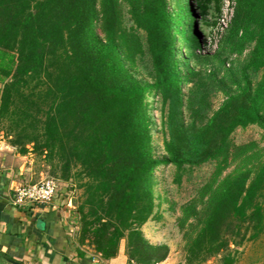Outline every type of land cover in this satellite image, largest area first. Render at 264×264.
I'll list each match as a JSON object with an SVG mask.
<instances>
[{"label": "trees", "instance_id": "trees-1", "mask_svg": "<svg viewBox=\"0 0 264 264\" xmlns=\"http://www.w3.org/2000/svg\"><path fill=\"white\" fill-rule=\"evenodd\" d=\"M233 1L216 42L224 70L203 73L189 62L199 64L212 47L189 19L190 0H172L174 14L168 0H0V131L19 154L30 146L43 156L58 180H76L75 240L101 259L116 256L121 241L129 261L166 259L168 246L150 243L141 230L161 218L152 176L164 166L179 183L213 164L199 199L177 219L183 264L217 255L234 264L230 245L264 235V147L231 137L248 125L264 130V0ZM222 4L197 3L198 21L212 32ZM180 48L188 50L184 72ZM247 49L239 63L228 62ZM149 94L159 111L160 159Z\"/></svg>", "mask_w": 264, "mask_h": 264}, {"label": "rangeland", "instance_id": "rangeland-1", "mask_svg": "<svg viewBox=\"0 0 264 264\" xmlns=\"http://www.w3.org/2000/svg\"><path fill=\"white\" fill-rule=\"evenodd\" d=\"M168 6L174 14L177 11L174 2L168 0ZM199 0H190L192 9L189 19H192L194 16V26L196 32L201 40H211L214 32L211 31L210 27L202 25L199 21V14L197 12L198 7L197 3ZM232 7L234 5L233 0H223L222 8L225 5ZM222 12V11H221ZM180 27V26H179ZM215 42L211 43L209 47H213L210 51L205 53V59L201 60L199 64H196L194 60H191L189 63L196 70L201 69L203 73H207L213 70L219 72L224 69L220 66V59L225 58V54H221L219 58H215V55L218 52V45L216 46ZM208 47V46H207ZM249 49V48H248ZM248 49L241 55H233L228 62L234 61V63H239L241 59L245 56ZM188 50L180 48V51H177V63L178 68L183 71L184 64L183 61L186 59ZM227 61V58H225ZM226 63L225 66H228L229 63ZM143 64L148 66V58L145 56ZM144 70L136 72L137 77L144 76ZM184 72V71H183ZM146 78V77H145ZM188 86L186 82L182 84V90ZM1 88V84H0ZM223 99L222 94H217L213 99V108H217L221 100ZM146 100L149 101L152 105L150 107V116H151V134H152V147L153 154L157 159H160L164 156V151L162 149V137L160 132V120H159V111L157 110V105L154 102V97L152 94L147 95ZM233 142L236 144L246 143V142H255L258 147H264V130L256 125H248L245 128H237L231 135ZM0 145L11 146L9 144V137L3 131H0ZM13 147V146H11ZM13 151L16 154H19L16 147H13ZM20 155V154H19ZM23 158V164L26 168L30 167V173L27 176V181L36 182L43 178L54 177L50 171V168L47 161L43 156H38L34 153L29 146L28 152ZM25 161V162H24ZM9 163V162H8ZM23 167V166H22ZM233 166H230L222 173V176L229 173L232 170ZM213 171L212 163H205L201 166L194 168L193 170L183 174L181 181L176 183L174 180L175 171L168 166H164L162 169H157L153 172L152 180L158 182L154 187L155 192V202L158 203L157 211L161 214V218L157 220H148L142 225L143 235L152 243H165L168 246L167 258L168 263L171 264H183V239H182V230L177 223L178 217L181 215V209L183 205L188 203L191 199H199V189L206 183L211 176ZM57 179V178H56ZM59 190L57 195L60 193L62 198L70 197L73 198V202H78L79 196L81 195V189L78 188L76 180L69 181H58ZM73 185V186H72ZM72 186V187H71ZM56 197V196H55ZM77 204V203H76ZM200 205L198 204V207ZM234 251L235 263L234 264H264V235L260 236L258 239L253 241H246L240 246L234 247L230 245ZM211 261L210 264H220V256H214L209 258Z\"/></svg>", "mask_w": 264, "mask_h": 264}, {"label": "crops", "instance_id": "crops-1", "mask_svg": "<svg viewBox=\"0 0 264 264\" xmlns=\"http://www.w3.org/2000/svg\"><path fill=\"white\" fill-rule=\"evenodd\" d=\"M20 155L13 151V147L0 145V264L129 262L124 241H121L116 256L109 259H101L87 243H76L74 232L78 230L77 202L74 203L73 198H62L59 193L48 204L27 209L15 207L12 204L14 191L22 185L35 183L27 181L31 168H26L23 164L25 156ZM168 260L166 257L162 263L171 264ZM210 263L207 260L202 264Z\"/></svg>", "mask_w": 264, "mask_h": 264}, {"label": "built area", "instance_id": "built-area-1", "mask_svg": "<svg viewBox=\"0 0 264 264\" xmlns=\"http://www.w3.org/2000/svg\"><path fill=\"white\" fill-rule=\"evenodd\" d=\"M233 6L229 7L227 4L222 9L221 15L217 20V24L214 29V35L211 40L207 42L209 46L213 42H217L218 37L230 22L232 16ZM214 43V44H215ZM214 46V45H213ZM212 46V48H214ZM58 192V182L55 178L47 177L43 178L32 184H25L18 187L12 195V204L15 207L21 209H27L28 207L39 206L42 204H48L51 202ZM126 264H141L130 260ZM153 264H163L162 262H156Z\"/></svg>", "mask_w": 264, "mask_h": 264}]
</instances>
